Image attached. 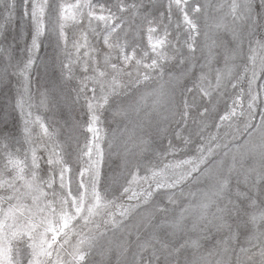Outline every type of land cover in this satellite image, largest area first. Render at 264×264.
<instances>
[{
    "label": "snow or ice",
    "instance_id": "6c2138e0",
    "mask_svg": "<svg viewBox=\"0 0 264 264\" xmlns=\"http://www.w3.org/2000/svg\"><path fill=\"white\" fill-rule=\"evenodd\" d=\"M210 2L0 0V264H264V0Z\"/></svg>",
    "mask_w": 264,
    "mask_h": 264
},
{
    "label": "rangeland",
    "instance_id": "374dc122",
    "mask_svg": "<svg viewBox=\"0 0 264 264\" xmlns=\"http://www.w3.org/2000/svg\"><path fill=\"white\" fill-rule=\"evenodd\" d=\"M217 7V0H211L210 6L208 7L207 11V17L201 16L200 19V25L201 28L205 31L209 32V36L212 39H223L225 41H230L231 36L229 33L225 31H219L215 30L212 26L217 20V18L223 14V11H226V8L220 12L216 11ZM203 38L201 37V41ZM211 40H209V43ZM245 47H247L245 45ZM235 63L240 64L241 61H236ZM214 67H223V60L220 59V62L218 64H215ZM237 71H240L239 68H237ZM167 79V77H165ZM2 87V86H0ZM7 91L3 90V92H0V102H3L5 99V93ZM151 98L147 101L145 105L141 107V111L139 116H137L134 112L129 114V117L127 119H117L116 121L106 122L104 127L107 132V138L113 139L115 137L113 152L116 151H123L124 148V141H128V146H131V141L128 140L129 135L133 131L134 125L139 122L141 119H146V114L151 112ZM67 111H60L59 114H57L56 118H52V125L59 131V139L65 140L69 135L76 136L80 135L81 139L83 138L82 133L79 132V130H72L70 132V125L64 123L63 117H65V113ZM63 114V115H62ZM46 119L50 120L48 116L42 114ZM155 115L154 113L152 114ZM127 126V127H126ZM242 143V141H241ZM104 147H107V141L105 142ZM119 156H113L111 159V166L105 168L106 173H111L112 170L116 167L117 164H119ZM250 162V161H249ZM187 202V201H185ZM129 225L135 223V220L133 218H130L128 221ZM188 228L189 232L188 235L192 239H199V248H189L186 252L187 258L189 260H193L195 257H198L199 255H207L208 252H212L213 256L211 257L213 264H216V261H223V264H235V258L232 255L231 252L225 253L224 252V244L223 241L226 239V236L224 233H217L215 230H212L209 234H201L199 231H191V218H189L188 222ZM95 259L98 261L100 258L98 256L95 257Z\"/></svg>",
    "mask_w": 264,
    "mask_h": 264
},
{
    "label": "bare ground",
    "instance_id": "6f19581e",
    "mask_svg": "<svg viewBox=\"0 0 264 264\" xmlns=\"http://www.w3.org/2000/svg\"><path fill=\"white\" fill-rule=\"evenodd\" d=\"M5 91H7V89H4ZM4 100V99H3ZM64 111H67V109H63ZM60 111L61 110H59V109H57V110H55V113L53 112V111H47V112H43V111H41V114H44V115H46V116H48L49 117V119L52 121V118L54 117V118H56V116H57V114H59L60 113ZM63 115V114H62ZM65 117H63V119H64Z\"/></svg>",
    "mask_w": 264,
    "mask_h": 264
}]
</instances>
